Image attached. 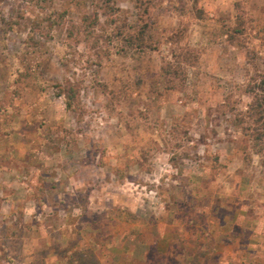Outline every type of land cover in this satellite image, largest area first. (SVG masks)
Returning a JSON list of instances; mask_svg holds the SVG:
<instances>
[{
    "label": "rangeland",
    "instance_id": "obj_1",
    "mask_svg": "<svg viewBox=\"0 0 264 264\" xmlns=\"http://www.w3.org/2000/svg\"><path fill=\"white\" fill-rule=\"evenodd\" d=\"M96 9L117 34L101 54L79 27ZM263 78L264 0H0V215L10 231L41 217L25 218L27 182L50 197L43 224L90 239L62 264L104 259L116 236L131 259L153 229L234 228L264 196V147L232 114ZM2 189L21 195L11 215Z\"/></svg>",
    "mask_w": 264,
    "mask_h": 264
},
{
    "label": "crops",
    "instance_id": "obj_2",
    "mask_svg": "<svg viewBox=\"0 0 264 264\" xmlns=\"http://www.w3.org/2000/svg\"><path fill=\"white\" fill-rule=\"evenodd\" d=\"M9 168L4 167L6 172L3 175L0 172L2 188L11 186V179L6 178ZM263 183L264 180L260 181L259 185ZM25 185L27 187L23 196L26 198L23 202L27 205L29 203L28 208L26 207L25 218H32L31 214L35 208L38 209L41 217H37L35 222L33 219L30 224L25 221L20 222L15 231H10L9 221H7L9 216L4 213L0 215V264H36L37 257L43 251H46L45 264H62L60 262L64 260V256L61 257L60 252L62 250L71 251L75 244L74 242L71 244L73 239L63 234V229L68 226L65 217L61 215L59 226L43 224L44 209L51 207L50 197L31 200L29 193L32 183L27 182ZM50 188L47 187L46 191L49 192ZM2 193L5 199L3 203L8 204V212L11 215V212L17 208V202L21 201V195L7 196L3 189ZM258 199L260 198L256 193L255 200H243L241 213L232 218L234 221L232 229H228L229 226L222 230L197 228L188 231L181 227H165L156 231L153 229L152 234L149 235L152 238L143 244V253H134L131 259L128 258L132 247L126 246L127 239L117 241L116 236L111 238L108 244L104 240L107 245H100V248L105 247L102 249L105 257L100 258L98 264H171L174 262L177 264H264V196ZM56 200L63 202L59 197H56ZM56 209L53 206L52 212L48 211L45 218L53 217V210L56 211ZM235 226L238 229H235ZM100 234L95 236L101 238L103 235ZM89 240L82 235L73 249L84 248L88 251ZM16 252L21 253L22 258H17ZM151 252L155 253L150 254ZM156 255L157 261L154 258Z\"/></svg>",
    "mask_w": 264,
    "mask_h": 264
},
{
    "label": "trees",
    "instance_id": "obj_3",
    "mask_svg": "<svg viewBox=\"0 0 264 264\" xmlns=\"http://www.w3.org/2000/svg\"><path fill=\"white\" fill-rule=\"evenodd\" d=\"M98 0H92L93 2H97ZM98 10L103 9L106 11H113L115 12L120 11L116 10V7L112 6L111 4L107 3L105 7H101L99 3H97ZM100 13L99 11L94 12V14H85L82 18V22L80 23V29H83V32L86 33L88 36V41H92V46L98 50V53L101 54L103 50H105V47H103L100 43L103 41H111L113 39V36L116 37L117 34L112 33L107 30L104 27L97 28L98 24L100 23ZM119 33V31H118ZM120 35L122 32L119 33ZM129 43H133L132 39L128 40ZM132 45V44H129ZM119 50V49H118ZM106 52V51H104ZM110 53V51H109ZM164 71L166 73L170 72L169 68H165ZM173 78V74H172ZM173 81V79H172ZM253 88V90H252ZM250 89L253 92V99L252 102L248 105V108L246 111H238L234 112L232 114V117L234 121L237 122V124H247L246 127H244L247 131L251 132L252 138L260 144L261 148L264 147V78L257 84H254ZM65 94V104L67 108H73V102L76 99L77 92L75 87H69L67 90H64ZM78 240H76L74 243L77 244ZM74 244L73 247H76ZM77 252V251H76ZM88 264H98V261L96 263L90 262Z\"/></svg>",
    "mask_w": 264,
    "mask_h": 264
}]
</instances>
